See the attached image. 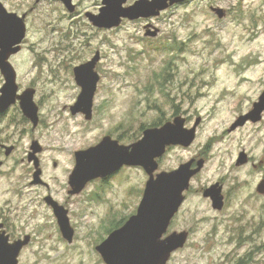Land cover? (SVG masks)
Here are the masks:
<instances>
[{"label": "rangeland", "instance_id": "374dc122", "mask_svg": "<svg viewBox=\"0 0 264 264\" xmlns=\"http://www.w3.org/2000/svg\"><path fill=\"white\" fill-rule=\"evenodd\" d=\"M1 1L9 11L26 14L22 51L11 61L19 87L36 88L41 124L35 129L26 124L19 107L0 117V141L17 147L1 158L0 212L22 201L15 193L28 183L30 167L22 158L33 138L44 146L45 176L58 188L66 184L74 151L96 143L105 127H120L118 134L127 143L178 112L189 128L201 118L197 137L189 147L169 146L159 172L191 159L203 158L205 165L192 178L167 231L189 232L186 245L167 264H264V194L256 190L264 179V114L258 122L230 130L264 90V0H188L152 18L161 30L155 38L145 37L142 19H124L112 29L93 26L86 12L98 13L102 0H73L74 13L56 0ZM212 7L223 8L225 16L220 18ZM97 51L102 81L94 119L87 123L64 106L73 104L81 90L74 68ZM3 83L0 72V88ZM241 152L248 156L244 164L237 163ZM147 178L141 167L126 168L112 183L100 186L103 196H94L92 209L75 204L79 235L71 244L44 206L34 208L38 213L33 220L27 221L29 210L21 213V220L12 218L18 227L28 225L29 231L37 227L21 264H105L96 246L123 215L136 209ZM215 183L223 187L222 210L203 196ZM105 193L123 213L110 225L102 221Z\"/></svg>", "mask_w": 264, "mask_h": 264}, {"label": "water", "instance_id": "95a60500", "mask_svg": "<svg viewBox=\"0 0 264 264\" xmlns=\"http://www.w3.org/2000/svg\"><path fill=\"white\" fill-rule=\"evenodd\" d=\"M56 1H61L69 12L76 11L77 5L73 0ZM186 1L188 0H136L127 5L128 0H102L99 12H86V17L95 27L112 29L119 27L124 19H152ZM212 10L220 18L226 14L223 8L212 7ZM146 30V36L157 37L159 34V28H153L152 24H148ZM26 34V14L9 11L0 0V72L4 78L0 88V113H5L19 100L23 114L37 127L40 116L39 106L35 102V89L30 87L19 93L18 73L11 62V57L22 51ZM100 59L101 54L97 51L92 59L74 68L75 80L82 90L71 106V111L73 114L84 113L87 120L93 118L94 98L100 79L96 65ZM263 114L264 90L253 103V108L239 116L230 130L243 126L248 121L258 122L262 120ZM200 123L199 117L189 128L186 126V118L178 115L161 126L147 127L143 130V136L129 145H119L105 137L99 143L76 152V166L69 182L77 193L90 180L109 175L124 165L141 166L150 176L137 213L97 245L96 249L106 264H167L172 254L186 245L189 238L187 231H173L164 235L186 200L185 192L189 190L192 178L203 169L205 159H191L171 171L157 172L158 159L163 157L169 146H191L196 140ZM13 149L14 146L6 145V155H10ZM41 151V143L33 141L29 161H35L37 168L34 183L41 181L37 157V153ZM247 160V154L241 152L237 163L244 164ZM2 169L3 161L0 159V172ZM256 190L264 194V179ZM222 191L223 187L219 183L203 191V196L210 198L212 207L216 210H222L225 205ZM57 214L64 238L72 242L73 232L69 220L63 213ZM29 242V236L11 241L3 224H0V264H18L20 253Z\"/></svg>", "mask_w": 264, "mask_h": 264}, {"label": "flooded vegetation", "instance_id": "af4514ba", "mask_svg": "<svg viewBox=\"0 0 264 264\" xmlns=\"http://www.w3.org/2000/svg\"><path fill=\"white\" fill-rule=\"evenodd\" d=\"M142 20L145 21V25H144L145 34H146V31H147L146 30V26L148 24H152L153 28L157 27L156 25H154L151 22L152 19H142ZM160 31L161 30L159 29V34H160ZM145 37L146 38H155V37L146 36V35H145ZM12 58H13V56L11 57V59ZM99 62L100 61H98V63ZM98 63L96 65V70H97ZM98 73H99V76H100V79L98 81V86H99V84L102 81V75H101V73L99 71H98ZM74 78H75V73H74ZM30 87L35 89V95H36V88L33 87V86H28V87L23 88V89H21L19 87V92L21 93L25 89L30 88ZM81 90H80V92H81ZM79 94H78V96H79ZM96 94H97V92H96ZM78 96H77V98H78ZM77 98H76V101H77ZM75 102L73 104H70L69 106L68 105L64 106V109H66V110L68 109L69 113L72 116L80 117V118L84 119V121L87 122V123L92 122L93 119H94V115H95V107H96L95 98H94V106H93V118L91 120H87L84 113H80V112L76 113V114L72 113L71 106L74 105ZM13 107H19L20 108L19 100L17 101V103L12 105L5 113H0V117L8 114V112ZM20 111H21V113L23 115V121L26 122V124H28V125L31 124L32 128L35 129L36 127H34L32 122L30 121V119L27 118L23 114L21 108H20ZM39 111H40V109H39ZM177 113H175L172 118H168L167 121L173 120L176 116H178ZM39 116H40V112H39ZM40 124H41V116H40L39 125ZM118 128L120 129V127L117 126L115 128V130H112V129H108L107 127H105V131L101 135L100 139L96 143H94L92 145H95V144L99 143L105 137H109L111 140L116 141L119 145H123V144L129 145V144H131L133 142H136V141H138L140 139L139 136L136 137V138L132 137L133 139L131 138L130 140H128L127 143H125L124 139H123V134L122 133L118 134ZM35 140H38V139H34L33 138L32 139V143ZM32 143H31V145H32ZM6 145L7 146L9 145L7 141H5V140H1L0 141V159L3 158V155L7 156L6 155ZM31 145H30V148H29V150L27 152V156L22 158L23 162L25 160H27V163H28V165L30 167V171H29V174H28V177H27L28 183L25 184L24 186H22L20 189H18L17 192L15 193V196L18 199L21 198L22 201L21 202H17V203H14V202L13 203H9L7 205V210L4 209V210H2L0 212V224H3V229L10 236V240L11 241H14V240L20 239V238H24L25 236H29L30 237V242L22 249V251H21V253L19 255L18 264H21V256H22L23 252L32 243L33 238H34L35 234L37 233V227H32L31 230L29 231V230H27V228L29 227L28 225L25 226V227H18L17 224H16V221L13 220L12 218H18V220H21L22 219L21 218V213H25L27 210H29L28 213H27V216H28L27 221L33 220L34 219V215L38 213V210L34 209V208H39L40 206H44L45 208H47L53 214V217L55 218V221H56V223L58 225V228L60 230V233H61L62 237L64 238L63 231H62L60 223H59V217H58L57 212L58 213H63L64 216L69 220V225H70V227L72 229V232H73V241H74L79 235V225H78L79 221L75 217V212H74V207L73 206L75 204L85 203L88 206V208L92 209L93 206H94V203H93L94 196H97V195L98 196H103L101 194V192L99 191V188L102 191L104 189L101 188L100 186H106V185L112 183L113 180L119 174H121L123 172V170L126 169V168L141 167V166L124 165L123 167H121L120 169L110 173L109 175L90 180L86 184V186L83 188V190H81L80 192L77 193V192H74V187L69 182L70 181V176L73 173V171L75 169V166H76V152L78 150H81V149H86V148H88V147H90L92 145H90V146H88L86 148H81V149H78V150L74 151L73 158H71V167L69 168L68 174L66 175V184H64L63 186H60L58 188L54 187V185L51 183L50 179H47L46 176H45L43 159L41 157V154L44 151V146L42 144H41L42 151L40 153H37V157L39 159V168L41 169V174L39 175V178H40L41 181L39 183H34L33 182L35 180V178H34L35 174L34 173L36 172L37 168L35 166V161H29V153L31 152ZM9 146H14L13 151L10 153V155H8V156H11L16 151L17 147L15 145H9ZM168 148L169 147H167V149ZM2 161H3V166H4L5 161L3 159H2ZM158 161H160V158L158 159ZM53 165H54L55 168H57L58 165H59V162L57 160H55L53 162ZM141 168H143V167H141ZM159 168H160V162H159ZM144 171H145V169H144ZM157 172H159V169H158ZM157 172H155V175L157 174ZM146 174H147V177H148L147 180H148L150 176H149V174L147 172H146ZM147 180L145 182V186H144V189L142 191V197H143V194H144V190H145V187H146ZM94 184H95V187L93 189L92 185H94ZM26 196H29V197L27 199H23ZM141 199L140 200L137 199L136 202H138V203H137L136 209L129 216L124 217L122 211L119 210L117 208V206L114 204L116 202L114 201L113 197H110V196H108L105 193V195L103 197V201L100 203V205H104L105 208H107V210L104 208L105 213H104V217L102 218V221L107 222L105 224L109 223V225H110L111 221H113L115 219L116 215L122 214L123 218L121 220L117 221V224H116L117 226H116L115 229L122 227L132 215L137 213V210H138V207H139ZM15 204H16V206H15ZM84 213L85 212L83 211L80 214V216H83ZM91 213L92 212H90V214ZM93 215H94V212H93ZM106 219H108V221ZM112 231L113 230H111L109 232V234ZM166 234L164 236H166ZM106 238H104V239H106ZM66 241L68 242L67 239H66ZM73 241L72 242H68V243L71 244V243H73Z\"/></svg>", "mask_w": 264, "mask_h": 264}, {"label": "trees", "instance_id": "16d2710c", "mask_svg": "<svg viewBox=\"0 0 264 264\" xmlns=\"http://www.w3.org/2000/svg\"><path fill=\"white\" fill-rule=\"evenodd\" d=\"M243 263V262H242Z\"/></svg>", "mask_w": 264, "mask_h": 264}]
</instances>
